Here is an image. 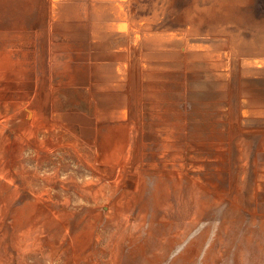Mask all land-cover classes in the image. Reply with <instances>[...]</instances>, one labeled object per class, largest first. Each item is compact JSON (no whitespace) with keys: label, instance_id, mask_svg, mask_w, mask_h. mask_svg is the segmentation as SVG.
<instances>
[{"label":"rangeland","instance_id":"1","mask_svg":"<svg viewBox=\"0 0 264 264\" xmlns=\"http://www.w3.org/2000/svg\"><path fill=\"white\" fill-rule=\"evenodd\" d=\"M0 264H264V0H0Z\"/></svg>","mask_w":264,"mask_h":264}]
</instances>
